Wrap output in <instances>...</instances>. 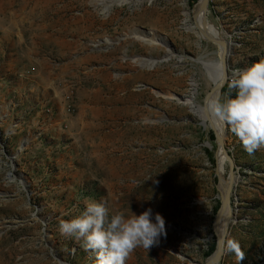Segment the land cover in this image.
I'll return each instance as SVG.
<instances>
[{"label":"rangeland","instance_id":"1","mask_svg":"<svg viewBox=\"0 0 264 264\" xmlns=\"http://www.w3.org/2000/svg\"><path fill=\"white\" fill-rule=\"evenodd\" d=\"M105 1L106 18L101 0H0V264H95L58 225L101 199L109 215L151 207L164 217L166 235L125 264H205L216 250L213 115L199 120L165 96L188 95L194 78L205 104L216 83L204 84L201 60L220 63V46L180 29V0ZM200 1L186 0L193 23ZM205 21L232 46L227 73L264 57V0H211ZM134 31L171 49L141 45ZM167 56L154 71L137 66ZM234 94L226 83L219 99ZM225 134L240 181L220 264H264V147L249 154Z\"/></svg>","mask_w":264,"mask_h":264},{"label":"clouds","instance_id":"2","mask_svg":"<svg viewBox=\"0 0 264 264\" xmlns=\"http://www.w3.org/2000/svg\"><path fill=\"white\" fill-rule=\"evenodd\" d=\"M221 79H227L228 88L235 94L223 101L213 100L215 117L226 124L243 148L251 154L264 147V57L247 67L223 70ZM58 230L62 236L82 241L85 251L94 254L95 264H125L129 253L142 247L149 249L166 235L165 220L151 207L138 215L116 211L109 215L108 203L86 200L83 211L71 220H60ZM237 260H243L236 243Z\"/></svg>","mask_w":264,"mask_h":264},{"label":"bare ground","instance_id":"3","mask_svg":"<svg viewBox=\"0 0 264 264\" xmlns=\"http://www.w3.org/2000/svg\"><path fill=\"white\" fill-rule=\"evenodd\" d=\"M101 1H103L102 12H103L104 17L106 18L109 16V13L112 9V7H111L112 5L108 4V2H106L105 0H101ZM135 1H136V4H141L144 1H147L149 3V5H151L153 3V0H135ZM117 2L118 3H116V4L118 6H123V5L129 4V3H126L124 0H117ZM202 2H203V0H201L197 4L195 9L193 10V13L196 17V21H195V23H193L191 13H189V10H188L187 5H186V0H180V5H181V9H182V12H181L182 19H181V23H180V29L184 30L186 33L196 37L199 40L197 45H200L199 44L200 40L207 41L205 39L207 35H209L212 38H216V39L222 40L224 42H228V41H226L225 37L214 26L208 24L205 21V14H206L207 10L201 12L200 6H201ZM131 36L133 37L134 40L138 41L141 45H144L146 47H151V48L153 47V48H159V49H163L165 47V50H167L169 47L171 49L170 44L168 46H167V43L165 44L166 39L159 37L155 33H149V36H147V37H151V40L144 39L142 37V35H140L137 31H134V33ZM218 46H220V45H218ZM198 48H199V46H198ZM220 56H221V46H220ZM229 59H230V55H229ZM229 59L227 60V72H228V67H229L228 66ZM169 61H170V57L167 56L164 59L159 60V61L149 60V61L143 62L142 64H144V65L137 63L138 62L137 59H135L133 61V63L134 64L137 63V66L143 67L144 69H147L148 72H151V71H154L156 69V67H158L161 64H168ZM201 64H203L204 66H205V64H207V67L211 69V72L210 71L206 72L205 69L203 71L205 78H206V76H209V81H207V79L204 78L205 79L204 84L207 85V84H209V82L215 81V83L217 85L221 81L220 73L223 70L222 61L218 64H210L205 60H201ZM189 83L191 86V90H190L188 95H186V96H175V95H173V96L168 95L167 96L166 95L165 100H167L168 102H171V103H176V104H180V105L182 104L183 106L188 105L191 114H193L194 117L199 119V120H203V118L208 113V111H210V113L213 115L211 119H213V121H214L215 129H216L217 133L223 137V139H224L223 141H225L226 124L220 122L215 117L214 112H213L212 107H211V102L213 100L219 99L220 93L217 92V93L213 94L212 97L210 98V100L208 101V103L203 104L199 100L200 99L199 97L201 95L195 87V79L192 78ZM201 123L203 126H205V124H206L204 121ZM206 146L209 147V144H207ZM216 158H217L216 159L217 160V176L219 177V184H218L217 188L219 189L218 192H219V195L221 198L222 195H224L226 193L227 189L225 187V184L228 183V182L224 183V180H223V175L225 172L224 171V163H225L224 161H225L226 157H225V154L222 153V151H219ZM13 167L14 166H12V170H13ZM12 173L13 172L9 173L8 179L10 180L11 183H14L15 178L13 177ZM237 182H238V179H236V181L234 183H237ZM21 184L23 185L24 183L21 182ZM25 187H27V185ZM196 204L197 203H195V205ZM227 215H229V210H227L225 213V216H227ZM225 216L222 218V221H221V223L217 229V232L220 236L226 235V233H227L228 227L226 225H227L228 221L225 222ZM177 230H179V229H177Z\"/></svg>","mask_w":264,"mask_h":264},{"label":"water","instance_id":"4","mask_svg":"<svg viewBox=\"0 0 264 264\" xmlns=\"http://www.w3.org/2000/svg\"><path fill=\"white\" fill-rule=\"evenodd\" d=\"M210 2L211 0H203L200 6L201 12L206 11L208 9ZM205 39L208 42H212L214 44L221 46V61L223 64V71L227 73V60L229 59V55L232 51L231 44L229 42H224L222 40L212 38L209 35H207ZM226 83H227V79H221V81L214 87V89L207 94L205 98V104H207V102L210 100L213 94L219 92L221 95L222 89L225 87ZM210 130L215 138V145H216L215 158L217 157L219 151H222V153L225 154L226 162H228V179L230 181L226 193L222 195L221 198L219 197L220 209L215 217V221L213 224V232L216 238V250L214 254L211 257H209L205 262V264H220L225 254L226 238L225 235L220 236L217 232V229L222 221V218L225 216L226 211L227 210H229L230 212L233 211V205H232L233 196L235 195L236 186L240 181V177L236 174L235 160L230 154L231 152L226 148L225 143L223 141L224 140L223 137L217 133L215 126L212 122H211ZM236 179H238V182L234 183ZM217 190L219 191L218 188ZM231 218H232L231 215L225 216V222L231 221Z\"/></svg>","mask_w":264,"mask_h":264},{"label":"trees","instance_id":"5","mask_svg":"<svg viewBox=\"0 0 264 264\" xmlns=\"http://www.w3.org/2000/svg\"><path fill=\"white\" fill-rule=\"evenodd\" d=\"M212 138L215 140L214 135H212Z\"/></svg>","mask_w":264,"mask_h":264}]
</instances>
